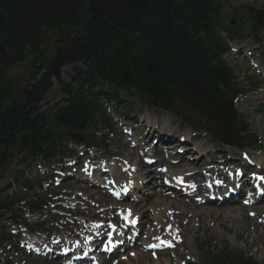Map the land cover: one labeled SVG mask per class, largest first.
<instances>
[{"label": "trees", "instance_id": "trees-1", "mask_svg": "<svg viewBox=\"0 0 264 264\" xmlns=\"http://www.w3.org/2000/svg\"><path fill=\"white\" fill-rule=\"evenodd\" d=\"M221 6L222 0H0V169L17 152L30 159L51 153L54 127L67 116L91 123L96 96L83 89L91 92L100 80L202 123L219 141L253 144L233 107L234 76L221 59ZM246 11L264 26V9ZM74 62L85 70L75 69L63 85L66 105L38 113L51 79ZM210 260L258 264L237 250Z\"/></svg>", "mask_w": 264, "mask_h": 264}, {"label": "bare ground", "instance_id": "bare-ground-1", "mask_svg": "<svg viewBox=\"0 0 264 264\" xmlns=\"http://www.w3.org/2000/svg\"><path fill=\"white\" fill-rule=\"evenodd\" d=\"M248 55L246 54L245 59L250 60L252 63V67L260 72L262 75V79L264 80V62L263 61H257L252 57L251 54L247 51ZM257 102L264 104V81L262 84V90L261 93H259L258 97L255 99ZM253 100L248 99L247 97H244L242 99L238 100L239 105H241L244 109L248 107L251 103H253ZM139 109L142 110V106L139 105ZM256 109V108H255ZM254 109V110H255ZM147 114L150 113L155 118L156 124H163L162 128L163 131L167 132L168 129H175L179 132L184 131V135L188 138L193 144V146L196 149V152H200L198 156L195 157L193 161H187V157H184V160H181L177 162L175 165V171H172L169 175V177L172 179L171 186L165 185L162 183V172L163 167H156L152 170V176H149V178L152 177V180H146V175L149 173L148 168H146L145 163L142 162L141 158L144 157L143 155V146L147 145L150 142V134L154 132L147 131V133L144 135V142L140 143L139 140H136L137 147L126 149L129 144L127 141V138L124 134H120V138L115 140V145L117 147H120L121 150H126L123 154V156L120 158V164L119 166L114 164V161L108 162L107 167L114 170V173H112L114 176H112V179L115 181L118 179V188L119 191L124 190L126 188L134 189L135 195L131 196V198L128 201H125V198H128L126 195H123L120 199L115 198L114 201H119V204H112L108 202L106 194L102 193L103 191L99 188L95 190V192L92 191H82V192H76L79 194L73 195L72 193L65 192V198H67V203L71 202V207H68V214H54L49 213V215H44V218L42 220H45L46 218H52V219H60L59 224L52 223L51 225L47 226L45 228L47 232L48 238L46 240H36L33 242V245L36 246L37 244H47L51 247H56L59 244L68 245L70 247L76 246L78 243V240H66L59 236L62 232L66 234L69 237L72 238H80L82 234L90 233V222H101V224H104L102 226L98 225L99 228H102L103 226L107 225L109 221H117L114 219L119 218V216L124 217L125 220H129L131 224H134L135 217H140L139 225L141 229L139 228V238H137V245L142 248H151L149 245H158L156 248L160 247L159 239H157L158 235L161 237H166L168 233L162 231V224L165 225H172L175 224L177 227L181 228V232H185L188 229L191 228V224H196V226H200L201 223V215L204 217L206 213L209 214V209L200 206V210L198 214H193V211L195 209L199 208V205H196L193 201L188 205V207H180V202L177 200L175 196V189L173 186L176 184L177 181H181L180 185H176L179 187L185 186L188 188L189 192H192L193 186H198L197 188H210L213 186L221 187V188H227L228 186H237V184L234 181V177L230 176V184H220L219 182H210L206 181L203 178V173L200 172L196 167H202L203 170L207 173V176L215 177V178H222L225 177L226 173L228 172L231 174V171H228V167H220L219 164L211 165L209 162H203L202 156L206 154L207 150L211 147V139H207L205 135L202 134H190V132L186 131L187 126L184 125L182 122H180L177 118L174 116L154 108H149L146 110ZM262 116H264V111H262ZM164 116H168L169 120L164 124L160 122L159 119H161ZM149 118L147 117V120ZM261 119H257L255 122H260ZM142 126V125H141ZM140 126V127H141ZM147 126H150L149 124ZM139 126L137 125V128ZM151 127V126H150ZM134 131V130H132ZM135 132V131H134ZM150 132V133H149ZM261 132L264 133V124L262 125ZM174 146V145H172ZM170 148V147H169ZM172 149V148H170ZM169 150L161 147V146H154L152 145V148L150 150L152 156H158L161 158H164L165 154L168 153ZM173 151V150H171ZM250 158L255 160L257 163H261L263 166L257 169L256 174L262 175V170L264 169V154L262 155H254L249 154ZM237 162V161H236ZM231 162V163H236ZM129 163L132 165H135L139 171H143L144 173H137L135 175H131L130 172L132 170L130 169ZM174 166V165H172ZM98 169H100L97 166ZM167 168V167H166ZM244 171V169H242ZM241 171V172H242ZM118 175V178H117ZM132 176L135 177V180L132 179ZM160 180V183L154 184L153 181ZM110 183V182H109ZM174 184V185H173ZM192 184V186H191ZM156 185V186H155ZM163 185V186H162ZM155 186V187H154ZM160 186V187H159ZM147 187L146 189H153V192H149L150 196H154L155 200L152 203V205H158L160 206V209L156 211L151 205L148 206V209L152 208V210L155 212L153 217H148L147 214H145L147 202L149 200V196H144V193H142L143 189ZM159 191L157 192L156 190ZM167 192V193H166ZM122 193V192H120ZM259 199H262L259 197ZM195 200V199H192ZM141 202V203H140ZM207 202V200H206ZM174 205V206H172ZM174 209H178L179 212L175 213ZM224 213L229 218L228 222H232L233 218H235L239 223H241V226L243 224V227L246 231H249L250 233L254 234L255 237H253V242L255 243L256 239L260 240L261 235L256 236L257 229L262 230L264 228V204L259 203L258 205L253 206L254 214L251 217L250 214H245V210L243 206H239L236 204H230L225 209H223ZM81 214V219L78 220L74 217L68 218L69 215H75V214ZM200 213V214H199ZM147 216V217H146ZM123 221V223L125 222ZM114 224V223H112ZM219 225V223H218ZM156 227V232H150V229ZM143 230H145L143 232ZM170 232L177 234L174 229H170ZM141 234V237H140ZM52 237V239H51ZM51 239V240H50ZM172 240V239H171ZM27 243L26 239H23V246L18 247V251L11 255L14 264H42L40 263L39 258L36 257L31 250L32 247L27 248L25 244ZM15 245V244H14ZM168 245V243H166ZM171 253H173V261L179 262L181 260L186 261V255H189L188 252L184 253L183 250L185 247L183 246V241L179 240L174 241L172 244ZM3 254V257H2ZM9 254L8 251L2 250V253L0 254V258H4V255ZM168 253H146L142 250L132 252L130 256H128V259L118 261L115 264H149L146 263V258H155V264H161L162 263V256ZM172 259L169 258L167 260H164L167 264L172 263ZM123 262V263H122ZM163 262V263H164ZM100 264H108L107 261H101Z\"/></svg>", "mask_w": 264, "mask_h": 264}, {"label": "rangeland", "instance_id": "rangeland-1", "mask_svg": "<svg viewBox=\"0 0 264 264\" xmlns=\"http://www.w3.org/2000/svg\"><path fill=\"white\" fill-rule=\"evenodd\" d=\"M248 3L249 4L255 3L258 6H264V0H226V8L224 12L225 16H228L229 14L232 13L231 9H238L241 6V4H248ZM246 24H247L246 22L242 23L240 30H243L244 28H246ZM241 33H243L244 35L247 34L246 30L241 31ZM259 40H260V46H261V48L259 49V53H264V33H262L259 36ZM243 41L250 43L251 51L252 49H255L257 47V46L252 45L251 37L246 38ZM248 48H249V45L246 48L241 49L242 52L240 53V55L234 54V50H233V53L231 52L230 55H228L226 61L230 65V67H232L234 73L238 77L237 83L239 84V87L245 92L239 95L234 100V106L236 110L241 114V116L245 118L246 122L250 126V129L254 131L256 135L258 136V138L261 140L260 147L262 148L264 146V133L261 132V128H262V125L264 124V116H262L261 111H264V104H261L255 100L260 93L259 88H261L262 85L256 88H252V85L250 84V82L246 80L247 75H250L259 81H260L259 78H261V76L258 75L257 70H255L251 66V64L244 58V56L246 55L248 51ZM252 58H259V57L258 55H252ZM77 66L83 67V64H78ZM73 71H74V64L66 65L65 67H63L60 72L61 80L65 82L68 81L71 74H73ZM21 75H22V71L19 73V76ZM59 85L60 84L54 82L52 91L49 93V95H47L46 100L43 101L40 105L41 110H51L53 109L55 103L61 101L62 98H61V94L59 91L60 89ZM244 97H247L248 99L254 101L245 109L238 103V100ZM119 98L122 100L121 104L124 105V107L130 105L131 103L134 104L133 113L131 115L138 116L140 115V113L145 114L146 110L145 109L140 110L138 107L139 104L135 101L134 97H132L129 93L125 91H121L119 93ZM112 104H109L108 107H107L108 104L104 106L108 108L107 112L111 111L113 108H116L118 112H123V113L126 112V109H124L123 107L121 106L119 107L114 103ZM150 116H152V114H150ZM164 118L166 119L167 116H164ZM257 119H261V121L256 123L255 121ZM188 130L190 134L192 133L193 134H203L201 131H196L191 128H188ZM175 131L176 132L172 133L173 136L175 137L182 136L183 133L179 132L178 130H175ZM99 134L103 135L104 139L109 144L108 149L110 151H114L116 156H120L121 155L120 150H114L112 148V143H113L112 136L106 135L107 133L103 134V132ZM155 139L156 138H152V140H155ZM67 148L69 150L73 148V146L70 145ZM230 150L235 151L234 149H231V148ZM215 151H217V149H215ZM80 153L81 152L79 153L77 152L75 156H79ZM100 153H101V150L99 149L98 154ZM211 155H213L212 150L210 151V155H208L207 157H204L203 162L208 159H212L214 161L216 158H214ZM19 158L20 157H15L7 168H5L3 171H0V191L2 193H5L6 191H8V194L10 196H14V195L22 196L23 195L24 198L27 197V200H31L39 195H45V197L49 199L51 202L47 206H44L40 211L35 212V213H30L28 208L27 207L25 208L24 206L25 204H23L24 202H21L19 205H17L14 208L15 212L16 210H20V213H23L22 218L17 220L16 222L18 225H22L18 227V229L16 226H13L14 220L10 219L11 217L10 213H3V220L0 221V254L2 253V250H5V249L8 250L9 248H12L13 243L17 242L18 245L20 244L19 240H22V238H24V236L26 235L25 227H30L36 224L37 231L34 233L33 238H37V239L45 238L44 228H46L52 223H59L60 220L59 219L57 220L56 219L55 220L46 219L45 221H42V219L44 218V215H49L50 212L57 213V214L64 213L65 212L64 207H67L69 205V204H66V202L64 201V194L62 193L63 190L70 191V193H72L73 195H76L77 191H90L89 188L91 187L89 185L86 186V184L81 183L80 180L73 178V180H67L64 182V185L65 186L67 185V187L62 186L59 188L61 189L59 192V195H54L53 190L56 189L55 183L57 182L58 179H52L50 177L49 179L50 181L49 180L44 181L38 189H35L33 191H27L25 190V185L21 184L23 180L21 182L17 181L20 178L16 180V177L21 175L20 174L22 172L21 170H25L24 174L21 175L23 176L24 179L28 180L29 182L30 181L36 182V181H39L44 175L52 173V171L54 172L59 162L61 163V166H66V164L64 163L65 158L59 157L54 163H48V162H45L44 160H39L35 164H32L30 168L28 169H24L18 163ZM82 160H84V158H82L81 161ZM68 171L70 173L72 172L71 169H69ZM44 172L45 174H43ZM78 195L79 194H77V196ZM149 199H150V202H148L147 204L153 203V201L155 200V197H150ZM178 199H179L178 201L180 202V207L186 208L190 204L189 199H185V200H180L181 198H178ZM55 204H58V205L61 204L62 207L59 206L58 209L52 208V206ZM203 205H206L204 207H207L209 209V214L206 213L204 217L201 215L200 226H196V224H191V228L185 231L183 234V238H182L184 240L183 246L185 247L183 252L189 253V255H186V261H183V260L179 262L173 261L172 259L173 253L168 252V254H165V256L164 255L162 256L165 259H162L161 264H167L166 262H164V260H167L169 258L172 259L171 264H201L202 256H203L202 251H201V246H205L206 244H209V248L215 247L218 249H222L225 246H228L230 248H236V249L241 250L243 253L247 255H252V257H254L259 263L261 264L264 263V228L262 230L257 229V232L262 235V238L260 240L256 239L255 243H252L254 234L250 233V228H249V231H246L243 227V224L241 226V223H239V221H237L235 218H233L232 222H228L229 218L223 211V209H225L227 205L223 206L225 204L213 205V204H204V203ZM152 207L156 208L155 205H152ZM247 209L248 211L246 210L245 214L248 212L251 214L253 213V211H251L252 209L250 208H247ZM199 210L200 208L195 209V211H193V214H198L194 212H198ZM174 212L178 213L179 210L174 209ZM146 214L152 215V212L150 210H147ZM76 218L80 219L81 216L76 215ZM14 229L19 230L20 232L18 235V238L10 237L7 241H2V239H4L3 234L4 233L8 234L9 232L14 231ZM163 229L165 230L166 226H163ZM150 231H152V229ZM62 236H66V235L63 234ZM139 250H142V248L139 246L133 247L131 249L132 252H136ZM126 256L128 257V252L118 253L116 256L108 260L109 261L108 264H113V261L122 260V258ZM146 259H147L145 260L146 263H149V264L156 263L154 259H150V258H146ZM40 263L59 264L60 261H48L47 259H41ZM0 264H14V262L11 256L7 257L6 255L4 260L0 259Z\"/></svg>", "mask_w": 264, "mask_h": 264}, {"label": "snow or ice", "instance_id": "snow-or-ice-1", "mask_svg": "<svg viewBox=\"0 0 264 264\" xmlns=\"http://www.w3.org/2000/svg\"><path fill=\"white\" fill-rule=\"evenodd\" d=\"M258 179L264 180V177H258ZM162 243H166V242H162ZM156 246H158V245H156ZM149 247H153V245H149Z\"/></svg>", "mask_w": 264, "mask_h": 264}, {"label": "water", "instance_id": "water-1", "mask_svg": "<svg viewBox=\"0 0 264 264\" xmlns=\"http://www.w3.org/2000/svg\"><path fill=\"white\" fill-rule=\"evenodd\" d=\"M228 23H230V21H227Z\"/></svg>", "mask_w": 264, "mask_h": 264}]
</instances>
